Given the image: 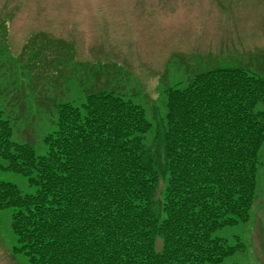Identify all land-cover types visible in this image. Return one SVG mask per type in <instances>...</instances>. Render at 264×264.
Here are the masks:
<instances>
[{"label":"trees","instance_id":"1","mask_svg":"<svg viewBox=\"0 0 264 264\" xmlns=\"http://www.w3.org/2000/svg\"><path fill=\"white\" fill-rule=\"evenodd\" d=\"M0 31L6 37L2 19ZM35 46V56L51 50ZM2 75L0 69V170L38 187L23 194L0 183V209L13 208V253L30 264H223L246 250L239 238L231 245L216 233L252 218L264 145L263 76L217 66L166 88L160 160L148 145L153 123L145 108L107 89L88 92L81 103H54L55 127L37 153L32 142L14 139L29 86Z\"/></svg>","mask_w":264,"mask_h":264},{"label":"rangeland","instance_id":"2","mask_svg":"<svg viewBox=\"0 0 264 264\" xmlns=\"http://www.w3.org/2000/svg\"><path fill=\"white\" fill-rule=\"evenodd\" d=\"M0 19L7 29L0 37L2 76L29 86L14 139L32 142L37 153L46 151L43 136L55 127L54 103H81L88 92L107 89L145 108L153 123L148 145L162 160L166 88L217 66L264 77V0H0ZM40 43L51 50L35 56L31 49ZM259 155L251 220L216 233L247 248L223 264H264V145ZM2 182L23 194L38 188L10 170H0ZM12 213L0 209V264H30L25 254L13 253Z\"/></svg>","mask_w":264,"mask_h":264}]
</instances>
